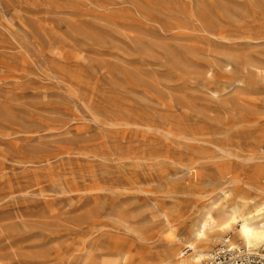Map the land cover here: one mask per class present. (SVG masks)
Wrapping results in <instances>:
<instances>
[{
  "label": "rangeland",
  "instance_id": "obj_1",
  "mask_svg": "<svg viewBox=\"0 0 264 264\" xmlns=\"http://www.w3.org/2000/svg\"><path fill=\"white\" fill-rule=\"evenodd\" d=\"M232 176L259 199L264 0H0V264H175Z\"/></svg>",
  "mask_w": 264,
  "mask_h": 264
},
{
  "label": "bare ground",
  "instance_id": "obj_2",
  "mask_svg": "<svg viewBox=\"0 0 264 264\" xmlns=\"http://www.w3.org/2000/svg\"><path fill=\"white\" fill-rule=\"evenodd\" d=\"M226 181L227 185L235 184L239 191L222 190V196L220 193V197L225 202L215 207L212 201L207 208L202 210L194 227H192V231H190L189 238L181 241L182 247L176 249L177 252L174 254L175 264H207L210 253L216 249L217 245H219V248L226 247L248 251L264 258V254L259 252L264 250V191L261 195L259 194V199L256 198V201H254L249 195L252 186L248 187L249 190L240 188L244 182L236 176H232L230 179L227 178ZM257 188L259 187L257 186ZM259 192L261 193L260 190ZM188 251L190 253L186 255ZM124 255L123 257H125ZM163 260L165 259L163 258ZM161 264L168 263L162 262Z\"/></svg>",
  "mask_w": 264,
  "mask_h": 264
},
{
  "label": "built area",
  "instance_id": "obj_3",
  "mask_svg": "<svg viewBox=\"0 0 264 264\" xmlns=\"http://www.w3.org/2000/svg\"><path fill=\"white\" fill-rule=\"evenodd\" d=\"M207 264H264V258L244 250L226 247L213 250Z\"/></svg>",
  "mask_w": 264,
  "mask_h": 264
}]
</instances>
